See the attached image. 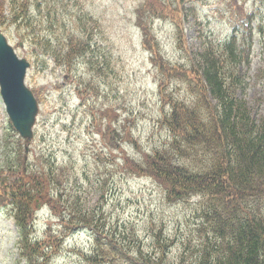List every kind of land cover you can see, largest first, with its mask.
Instances as JSON below:
<instances>
[{
	"label": "rangeland",
	"instance_id": "obj_1",
	"mask_svg": "<svg viewBox=\"0 0 264 264\" xmlns=\"http://www.w3.org/2000/svg\"><path fill=\"white\" fill-rule=\"evenodd\" d=\"M46 1L49 4L35 2L32 7L35 18L44 24L42 28L30 27L28 31V34L36 37L34 40L38 47L31 41L25 44L26 49L36 53L34 59L40 65L42 59L39 57L46 54L43 69L39 66L31 68L28 73L29 81H26L41 101L40 114L31 140L21 138L8 128L9 119L0 94V145L3 141L7 143L4 150L0 146V173L4 175L5 172L8 179L20 187L18 200H27L29 193L34 196L29 222L27 221L30 226L26 231L31 238L35 237L42 246L47 247V250L42 249L44 256L38 257L35 264H81L84 259L85 253L77 249V244L89 247L87 233H68L66 222L61 216H68L75 207L70 195L76 192L77 178L82 185L79 193L87 197L89 208L101 207L104 213L102 223L106 230L111 229L121 236L122 230L111 228L118 221L126 228L142 222L145 225L144 222H147L158 227L163 226L167 230H184L187 237L190 235V245L197 244L200 236L195 230H198L199 221L195 223L193 217L198 197L182 198L177 194H168L163 183L153 176L135 175L138 170L128 167V163L134 162L136 165L135 160L144 156L152 158L156 150L163 152V157L166 158H176L183 154L179 152V146L184 142L186 134L182 130L183 123L178 120L165 123L163 117L157 120V113L147 116L146 105L160 97V77L180 72L177 75L178 83L190 77L181 76L179 69H165L162 73L159 64L172 59L182 63L179 55L195 52L202 46L200 38L206 34H210L213 43L214 38L221 40L230 34L233 26L229 23L227 14H230L232 22L240 21L241 18L248 20L249 13L255 16V19H249L252 21L251 27L243 28L238 34L239 44L244 38L249 39V34L246 35L245 32L253 33L254 36L251 47L253 58L247 78L253 85V74L259 68L264 69V3H260L257 10L252 12L251 2L245 0H184L182 10L181 0H171L174 5L172 15L158 17L152 33H145L148 31H140L129 14L139 6L143 10L151 11L148 0ZM38 5L40 9H37ZM59 6L64 12V19L70 17H65L68 11L93 14L87 27L89 32L82 36V31L78 33L70 28L69 25L74 24L72 20L57 16L54 19V8ZM190 6L194 8L195 15L185 16ZM182 14L184 18L181 17ZM94 18L102 32L95 39ZM179 23H182V27ZM19 30L21 33L26 32L23 26ZM178 30L183 32L180 36L182 40L179 39ZM12 32L17 36L15 26H12ZM76 39L86 41L79 45L66 41ZM180 41L183 43L181 49L178 48ZM109 50L114 53L110 56L113 57L111 67L107 66ZM18 51L24 53L22 49ZM240 69H246V64H242ZM103 70L117 71L114 76L119 74L120 86L126 85L127 90L131 91L129 99L139 100L134 103L136 110L144 114H138L140 120L134 122L122 113L126 109V102L111 105L106 99L99 100L92 89L86 92L87 87L83 84L97 78L98 72ZM144 88L148 90L146 100L143 96ZM180 92L184 96L194 92V89L186 86ZM248 95L252 98L258 97L255 91H249ZM262 96L264 98L263 94ZM142 101L145 105L140 104ZM260 105L264 106V99ZM134 114L137 113L134 111ZM252 114L264 115V110H255ZM206 121V116H200L195 131H205L203 126ZM105 131L111 139L116 138L114 143H119V148L106 146L108 141L104 138ZM128 134L130 137L126 138ZM5 152L10 155L17 171L26 175L22 181L20 175H13L8 170ZM96 161L101 170L114 177L109 184L110 189L100 193L102 200H99L97 192L100 183L94 182L95 177H90L91 170L97 165ZM84 166L87 167L86 172H83ZM52 172L58 175L57 183L54 182ZM140 174L150 175L146 172ZM38 184L43 188L41 193L46 194L45 198L40 197ZM35 186L37 190H34ZM182 199L187 202L183 203ZM159 231L156 229L155 233ZM165 236L176 242L171 233L165 232ZM145 237L146 235L143 236ZM167 238L162 239V243ZM18 240V227L7 210L6 218L0 215V264H16L20 259L24 246ZM101 243L105 244L103 241ZM153 247L161 253L159 246ZM69 248L72 249L70 253ZM177 252L176 243V247H170L166 251L168 260L173 261ZM103 260L105 263L106 256H103ZM21 264H25V259H21Z\"/></svg>",
	"mask_w": 264,
	"mask_h": 264
},
{
	"label": "trees",
	"instance_id": "obj_2",
	"mask_svg": "<svg viewBox=\"0 0 264 264\" xmlns=\"http://www.w3.org/2000/svg\"><path fill=\"white\" fill-rule=\"evenodd\" d=\"M44 1L49 4L46 0H37L39 4ZM148 1L151 11L143 10L139 6L129 14L136 21L135 25L138 28L143 32L148 31L145 33L153 30L158 17L172 15L174 7L171 0ZM7 3L8 14H5L4 0H0V21L4 22L2 27L16 25L19 30L23 26L27 31L30 27H43L44 24L35 18L32 11L33 0H7ZM181 3L183 10L184 0H181ZM260 3H264V0H252V12L257 10ZM37 9H40L39 5ZM54 11V19L56 16L64 19V12L60 6L55 7ZM184 15H195L193 7L190 6ZM184 15L182 14L181 17L184 18ZM92 16L93 14L68 11L65 17L69 18L64 20H72L74 24L69 25L70 28L78 33L82 31L84 36L89 32L87 27ZM227 18L233 26L230 34L228 33L221 40L214 38L217 44L212 42L210 34H206L200 38L202 46L195 52L191 51V57L188 55L189 59L183 54L179 55L184 65L175 63L172 64L171 69H167L170 71L179 69L183 76L184 66L186 68L196 66L197 69H190L196 74L195 91L199 93L202 86L204 98H201L194 106L196 109L194 113L198 118L202 115L206 116L207 121L203 126L205 131L196 130L193 133L184 134L188 149L176 158L163 157V153L160 154L157 151L152 158L144 156L141 160L146 168H136L138 171L135 174L153 176L167 187L168 194H177L182 198L184 196L198 197L193 218L195 223L199 221L198 230H195L200 236L199 242L191 246L190 235L187 237L186 231L181 229L167 231L163 226L158 227L147 222H144L146 226L142 222L126 228L118 221L117 226L111 227L116 231L122 230L120 232L122 235L118 236L111 229L106 230V226L102 223L104 213L101 207L89 208L87 202L81 201L76 192L70 195L75 207L68 216H61L66 222L68 233H87L88 248L82 247L79 243L78 248L72 247L85 253L81 264H264V115L252 114L255 110H264V106L259 104L263 100L261 94L264 95V69L259 68L253 74L254 84L258 87L260 95L256 102L253 101L250 105L244 92L248 86V68L252 60L251 34L253 33L245 32L246 35L249 34V39L244 38L240 44L237 35L243 28L251 27L252 21L249 19H255V16L249 13L248 20L241 18L240 21L235 22L230 20V14H227ZM179 24L182 27V23ZM101 33L98 22L94 18V39ZM20 34L25 40L31 39L28 32L24 34L20 32ZM181 35L183 32L180 30V40H182ZM10 37L13 38L11 34ZM84 41L86 40H67L69 44L72 42L76 45ZM31 43L38 47L35 40ZM182 44L180 41L179 49L182 48ZM109 54L107 66L111 67L110 62L113 57L110 58V56L114 53L109 50ZM175 62L179 61L176 59ZM166 63L168 62L164 64ZM242 63L246 64L245 71L238 69ZM114 72L117 71H99L97 78L94 77V80L83 84L87 87L86 92L92 89L99 100L106 99L113 102L112 105L128 101L131 91L127 90L126 85L120 86L119 74L114 76ZM178 74L180 75V72L166 80L172 82ZM165 82V80L162 81L160 86H164ZM168 91L174 95L177 89L173 87ZM205 98H207L206 103ZM161 100L165 99L161 98ZM165 103H161V106H167ZM184 105L181 103L176 107L170 105L163 112L165 116L183 121L178 107H184ZM127 106L128 104L125 105L126 115H133L134 111ZM198 118L192 123V118L189 117V125L197 127ZM183 126H186L185 122ZM8 128L15 131L11 124ZM108 135L109 133L105 131L104 138L108 141L106 146L117 147V143H114L116 138L111 139ZM0 146L4 150L7 143L3 141ZM4 158L12 169V174L20 175L22 181L26 175L17 171L11 162L10 155L6 152ZM133 166L131 163L128 165L130 168H135ZM86 171L87 167L84 166L83 172ZM143 172L150 175L140 174ZM103 174L107 175L105 172H99L101 178ZM52 177L57 183L58 175L52 172ZM38 185L39 195L45 198L46 194L41 193L43 188L40 184ZM37 189L35 186L34 190ZM33 197L29 193L27 200L16 199L12 202V214L21 236L19 243L24 246L17 264H21V259H25V264H35L38 262V257L44 256L43 250H47L40 240L31 238L26 231L30 226L28 222ZM182 202L187 201L182 199ZM155 228L160 231L155 233ZM165 232L174 235L176 242L173 238L168 239ZM144 235H146L145 238H143ZM164 238L167 240L162 243ZM176 243L178 252L175 259L169 261L166 251L170 247H176ZM155 245L160 247L161 253L153 247ZM68 251L70 253L72 249L69 248ZM103 256H106L105 263H103Z\"/></svg>",
	"mask_w": 264,
	"mask_h": 264
},
{
	"label": "water",
	"instance_id": "obj_3",
	"mask_svg": "<svg viewBox=\"0 0 264 264\" xmlns=\"http://www.w3.org/2000/svg\"><path fill=\"white\" fill-rule=\"evenodd\" d=\"M14 51L0 33V83L9 117L21 137L31 139L38 115V104L33 92L25 85L28 64L9 63ZM14 57V55H13Z\"/></svg>",
	"mask_w": 264,
	"mask_h": 264
}]
</instances>
